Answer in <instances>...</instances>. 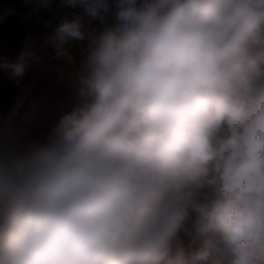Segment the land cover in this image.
<instances>
[{
	"label": "clouds",
	"instance_id": "obj_1",
	"mask_svg": "<svg viewBox=\"0 0 264 264\" xmlns=\"http://www.w3.org/2000/svg\"><path fill=\"white\" fill-rule=\"evenodd\" d=\"M60 7L101 30L77 106L0 150V264H264V0ZM82 29L79 15L55 27L56 58L74 62ZM41 59L28 45L9 68Z\"/></svg>",
	"mask_w": 264,
	"mask_h": 264
},
{
	"label": "trees",
	"instance_id": "obj_2",
	"mask_svg": "<svg viewBox=\"0 0 264 264\" xmlns=\"http://www.w3.org/2000/svg\"><path fill=\"white\" fill-rule=\"evenodd\" d=\"M10 30L0 31V37ZM21 50L17 44L10 53L0 49V150L5 152H23L31 143L45 140L80 99L78 80L44 73L30 64L21 76H13L9 66Z\"/></svg>",
	"mask_w": 264,
	"mask_h": 264
},
{
	"label": "crops",
	"instance_id": "obj_3",
	"mask_svg": "<svg viewBox=\"0 0 264 264\" xmlns=\"http://www.w3.org/2000/svg\"><path fill=\"white\" fill-rule=\"evenodd\" d=\"M61 0H52V11L29 15L30 7L25 0H0V31L11 28L0 37V49L10 53L13 45L17 44L23 50L30 45L43 59L39 63L29 64L44 72L80 81V66L86 55L87 37L101 30L99 21L88 17L81 9L60 7ZM82 17L84 41H71L65 47L73 56L74 62L55 57V50L47 37L64 19Z\"/></svg>",
	"mask_w": 264,
	"mask_h": 264
}]
</instances>
